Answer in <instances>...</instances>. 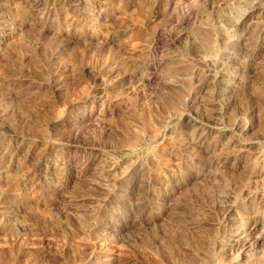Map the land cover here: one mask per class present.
Segmentation results:
<instances>
[{"label":"rangeland","instance_id":"1","mask_svg":"<svg viewBox=\"0 0 264 264\" xmlns=\"http://www.w3.org/2000/svg\"><path fill=\"white\" fill-rule=\"evenodd\" d=\"M0 264H264V0H0Z\"/></svg>","mask_w":264,"mask_h":264},{"label":"bare ground","instance_id":"2","mask_svg":"<svg viewBox=\"0 0 264 264\" xmlns=\"http://www.w3.org/2000/svg\"><path fill=\"white\" fill-rule=\"evenodd\" d=\"M237 10H238V9H237ZM189 16H190V15H189ZM10 21H11V20H10ZM221 29H222V28H221ZM225 32H226V31H225ZM218 36H219V35H218ZM218 36H217V37H218ZM213 37H214V36H213ZM223 37H225V36H223ZM214 38H216V37H214ZM226 38H227V37H226ZM203 39H204V38H203ZM238 39H239V38H238ZM207 40H209V39H207ZM216 40H218V38H217ZM209 41H210V40H209ZM211 41H212V40H211ZM214 41H215V40H214ZM220 41H221V40H219V42H220ZM223 41H224V40H223ZM225 41H226V40H225ZM228 41H229V40H228ZM60 42H61V41H60ZM140 42H141V41H140ZM215 42H216V41H215ZM215 42H214V43H215ZM206 43H207V42H206ZM211 43H212V42H211ZM211 43H210V44H211ZM223 43H224V42H223ZM223 43H222V44H223ZM212 44H213V43H212ZM212 44H211V45H212ZM222 44H221V45H222ZM219 45H220V44H219ZM227 45H230V42H227ZM212 47H213V46H212ZM218 47H219V46H218ZM206 48H207V47H206ZM215 48H216V47H215ZM219 48H220V47H219ZM216 50H217V49H216ZM216 50H215V51H216ZM208 51H210V50H208ZM202 52H203V51H202ZM204 52H205V51H204ZM204 52H203V53H204ZM210 52H211V51H210ZM212 53H213V52H212ZM212 53H210V54H212ZM217 53H218V52H217ZM217 53H216V55H217ZM222 53H223V51H222ZM213 54H214V53H213ZM64 55H65V54H64ZM208 55H209V54H208ZM214 55H215V54H214ZM218 57H219V56H218ZM218 57L216 56V58H218ZM227 59H228V58H227ZM227 62H228V61H227ZM230 66H231V65H230ZM236 69H238V68H236ZM236 69H235V70H236ZM236 71H237V70H236ZM155 73H156V72H155ZM238 73H239V72H238ZM240 73H241V72H240ZM233 74H234V73H233ZM152 75H153V74H152ZM236 79H237V78H236ZM221 81H222V80H221ZM233 81H234V80H233ZM226 82H227V81H226ZM219 84H220V83H219ZM232 85H233V84H232ZM220 87H221V86H220ZM235 87H237V82H235ZM146 88H147V87H146ZM223 94H224V93H223ZM5 101H6V100H5ZM198 103H199V102H198ZM128 111H129V110H128ZM148 123H149V122H148ZM150 127H151V124H150ZM82 128H83V127H82ZM153 128H154V127H153ZM153 130H154V129H153ZM193 147H194V146H193ZM118 152H119V151H118ZM104 162H105V161H104ZM201 166H202V165H201ZM262 168H263V167H262ZM189 174H190V173H189ZM12 192H13V191H12ZM62 194H63V193H62ZM234 216H235V215H234ZM244 217H245V216H244ZM241 221H242V220H241ZM256 221H257V220H256ZM249 222H250V221H249ZM261 222H262V221H261ZM256 223H257V222H256ZM255 225H256V224H255ZM260 225H261V224H260ZM231 227H232V226H231ZM160 228H161V227H160ZM253 228H254V227H253ZM241 231H243V230H242V227H237V228H236V233H235V232H234V233H235V235H236L237 233H239V232H241ZM246 233H247V232H246ZM254 233H255V232H254ZM233 235H234V234H233ZM238 235H239V234H238ZM240 235H241V234H240ZM246 236H247V235H246ZM248 236H249V234H248ZM245 238H246V237H245ZM241 239H242V238H241ZM258 240H259V239H258ZM233 243H234V242H233ZM237 243H238V244H242L240 240H237ZM243 247H245V246H243ZM253 247H254V246H253ZM204 251H205V250H204ZM160 252H161V251H160ZM232 252H233V251H232ZM198 253H199V252H198ZM227 253H228V252H227ZM245 253H247V252H245ZM202 254H203V253H202ZM245 255H246V254H245Z\"/></svg>","mask_w":264,"mask_h":264}]
</instances>
